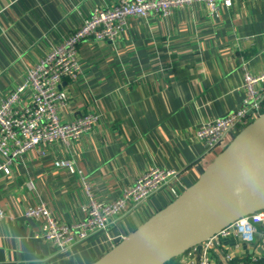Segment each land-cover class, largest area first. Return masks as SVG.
Listing matches in <instances>:
<instances>
[{
	"label": "crops",
	"instance_id": "0c3cea01",
	"mask_svg": "<svg viewBox=\"0 0 264 264\" xmlns=\"http://www.w3.org/2000/svg\"><path fill=\"white\" fill-rule=\"evenodd\" d=\"M114 1L0 0V101L94 7ZM78 57L82 71L62 80L67 98L58 115L91 112L97 120L78 138L42 144L43 154L28 150L9 174L0 172V264H91L172 201L171 188L192 185L221 151L207 150L196 129L241 104L245 72H264V0L219 1L216 15L198 2L168 16L129 17L116 41L85 40ZM60 158L74 171L56 166ZM151 167L178 173L107 230L66 250L37 237V221L23 215L43 204L58 221H78L88 202L85 184L96 199L111 200ZM253 255L264 258V223L251 242L222 239L213 264H246Z\"/></svg>",
	"mask_w": 264,
	"mask_h": 264
},
{
	"label": "built area",
	"instance_id": "2783aa9c",
	"mask_svg": "<svg viewBox=\"0 0 264 264\" xmlns=\"http://www.w3.org/2000/svg\"><path fill=\"white\" fill-rule=\"evenodd\" d=\"M219 1L230 3V0H115L105 7H94L77 29L37 63L27 67L22 81L1 99L0 172L9 174L13 161L26 151L39 148L43 154L42 144L55 140L67 143L90 130L96 122L97 115L91 112L69 120H62L58 115L59 107L67 98L62 80L66 77L77 79L82 71L78 57L80 43L85 40L114 42L129 17L168 16L174 8L198 2L204 3L208 11L216 15ZM242 90V102L237 108L224 116L201 122L196 129L195 137L207 150H222L234 135L264 112V72H245ZM54 164L74 171L73 163L68 159H57ZM177 173L173 168L151 167L111 200L96 199L85 184L88 197L85 214L75 222L56 220L43 204L26 207L23 215L37 221V237L52 242L59 250H66L95 231L107 230L118 216L145 201L170 179L176 178ZM171 192L174 197L180 193L175 188H171ZM5 217L6 213L0 207V219ZM261 223H264V208L240 216L182 253L181 261L184 264H213V252L219 248L222 239L236 235L243 242H251ZM224 257L227 261L232 259L229 254ZM262 259L260 255H253L249 264H261Z\"/></svg>",
	"mask_w": 264,
	"mask_h": 264
},
{
	"label": "water",
	"instance_id": "95a60500",
	"mask_svg": "<svg viewBox=\"0 0 264 264\" xmlns=\"http://www.w3.org/2000/svg\"><path fill=\"white\" fill-rule=\"evenodd\" d=\"M264 208V112L197 180L91 264H164L235 219Z\"/></svg>",
	"mask_w": 264,
	"mask_h": 264
},
{
	"label": "trees",
	"instance_id": "16d2710c",
	"mask_svg": "<svg viewBox=\"0 0 264 264\" xmlns=\"http://www.w3.org/2000/svg\"><path fill=\"white\" fill-rule=\"evenodd\" d=\"M235 261H237V260L236 259H234V260L232 259V262H235ZM245 262H246V264L251 263V258H247ZM260 263L264 264V260L262 259L260 261ZM164 264H184V263L181 261V255H178V256H175V257L169 259Z\"/></svg>",
	"mask_w": 264,
	"mask_h": 264
},
{
	"label": "bare ground",
	"instance_id": "6f19581e",
	"mask_svg": "<svg viewBox=\"0 0 264 264\" xmlns=\"http://www.w3.org/2000/svg\"><path fill=\"white\" fill-rule=\"evenodd\" d=\"M175 198V197H174Z\"/></svg>",
	"mask_w": 264,
	"mask_h": 264
}]
</instances>
